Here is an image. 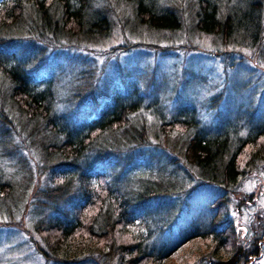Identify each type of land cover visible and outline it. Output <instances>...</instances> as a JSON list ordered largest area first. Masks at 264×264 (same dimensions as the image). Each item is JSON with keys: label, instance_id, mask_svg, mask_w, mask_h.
I'll list each match as a JSON object with an SVG mask.
<instances>
[{"label": "trees", "instance_id": "1", "mask_svg": "<svg viewBox=\"0 0 264 264\" xmlns=\"http://www.w3.org/2000/svg\"><path fill=\"white\" fill-rule=\"evenodd\" d=\"M198 39L217 50L225 68L239 70L241 59L235 53L251 50V62L264 72V0H0V210L10 214L12 207L25 202L31 208L29 217L42 218V223L33 222L46 248L36 236L32 243L46 264H163L175 251L172 247L194 239L207 243L184 264H257L264 256V211L246 222L244 236L235 218L247 208L254 212L264 191L248 193L245 201L250 199V204L234 200L245 179L254 186L264 181V125L252 138H243L239 147L233 138L202 144L198 127L176 118L177 107L157 108L149 102L162 88L157 76L160 62H180L172 70H181L185 48L200 45ZM46 41L54 43L39 59ZM171 44L173 50L155 56L157 49ZM87 45L95 47L91 56L72 51ZM140 57L144 64L137 61ZM36 73L47 83L45 89L39 80H29ZM172 75L161 76V83L174 80ZM191 77L177 81L174 97L191 98L184 96L187 85L207 83L201 70ZM132 78L147 85L144 95L140 87L141 101L148 99L143 111L136 101L121 105L119 92L113 90L118 84L123 86L121 95L132 92L127 86ZM230 83L226 80L213 97V107L222 103L214 113L219 122L232 115ZM230 89L239 93L240 84ZM166 100L199 107L194 99L174 102L165 96ZM59 111L64 113L58 115ZM253 117L243 119L250 123ZM129 145L134 148L131 153ZM160 153L178 156L167 162L169 167L184 159L182 166L196 170V177L211 188L226 190L208 205L218 211L202 223L204 232L197 223L195 233L166 250L158 239L161 234L165 240L182 236L176 229L183 215L180 209L195 207V196L186 178L183 182L159 170ZM104 159L115 165L110 175L98 170ZM139 159L155 163L150 166L154 174L136 178L126 169H116ZM3 196L7 200L2 205ZM218 253L226 256L215 258Z\"/></svg>", "mask_w": 264, "mask_h": 264}, {"label": "rangeland", "instance_id": "2", "mask_svg": "<svg viewBox=\"0 0 264 264\" xmlns=\"http://www.w3.org/2000/svg\"><path fill=\"white\" fill-rule=\"evenodd\" d=\"M145 5V3H144ZM149 5V4H148ZM200 45H196L195 47H186L185 50L187 53L182 54V60L180 66H184L181 70L179 68L174 67L179 66L178 64L180 62H177L173 66V62H169L167 60H163L161 63L160 69L161 71H158L157 76L160 79L159 85H161V89L158 90L153 97L150 99V103H152V106L157 108H178L176 110V118L177 119H184L187 122L193 123L198 127V131H200V135L202 138V144L210 141H216L219 139L224 138H233V140H236L238 147L242 145V139L243 138H252L253 135L258 134V132L261 130L263 131V125H264V72H262L260 69L257 68V65L255 62H251L249 54L253 53L251 50H244L240 49L236 54L237 59H241V62L238 63L237 66H239V70L235 69L234 66L229 68L224 67L221 60H219L217 53V50L213 49L211 44H205L204 39H198ZM53 41H46L44 43L45 50L42 48L40 52L37 53V57L39 59H42L46 53L51 48ZM173 47V46H172ZM163 47V49H157V53L155 56L161 55V52H165L167 50H173V48ZM95 47L93 45H87L84 47V50L80 51H73L75 55L78 54H85V56H91L93 49ZM169 48V49H167ZM198 51V52H196ZM184 52V51H183ZM188 52H191L192 55L189 57ZM63 52L62 54H64ZM56 55V54H54ZM243 55L245 58H243ZM61 56V55H60ZM138 62H141V64H144L143 58H138ZM150 61H153V58L150 59ZM95 65L97 64L98 60L92 61ZM223 69L227 70V72H224ZM198 70H201L202 74L204 75V82H207L205 84H200L197 87H193L192 85H187V89L184 92L185 97H191L187 99H194L196 105L189 104V103H172L171 100L165 101V96L172 98L174 102L176 100H187V99H181L178 96L174 97V91L179 86V83L177 81L182 80H193L191 77L193 73H196ZM187 72L189 74H187ZM173 74L174 80L161 83V76H164V74ZM39 74L32 75V77H28L29 80L38 81L41 83V87H43L44 84L47 85L44 79L39 78ZM186 76V77H184ZM190 76V77H189ZM177 78V80H176ZM226 80L231 82L228 86L227 92L229 96V110L231 109L232 115L229 117L226 116V118L222 121H218V118H214V113L218 110H221V100L219 101V105L217 107H213L214 104L212 103L214 100L215 94L218 92H215V90L218 89L219 86H221ZM240 84V92L237 93L235 91H232L230 88H232L235 85ZM145 85V88L147 89L146 83H141L138 80H134V78L127 81V86L131 89L132 92L121 95L120 92H122L121 88L123 86H120L118 84H115V87H113L114 92H119V96L121 97V102L128 103V101L135 103H138L141 107V111L144 110L145 105L148 103V99H144L141 101L140 99V87L142 91V95H144V92L146 93V89L143 87ZM45 89V88H44ZM159 89V88H158ZM155 89H153L154 91ZM139 92V93H138ZM160 93V94H159ZM160 95V97L158 95ZM220 96V95H219ZM218 98V97H217ZM222 99V98H221ZM209 100V101H208ZM165 101V103H163ZM170 102L172 103L173 107H171ZM122 103V105H123ZM124 104V105H125ZM128 105V104H127ZM133 105V104H131ZM168 105V106H166ZM121 107V106H120ZM119 108L121 113H124V108L121 110ZM251 107L253 108V111L251 110ZM212 108V109H210ZM216 108V109H215ZM64 113V111H59L58 115ZM120 113V114H121ZM254 116L252 121L250 123H247L243 118ZM130 117H133V114H129ZM168 118H171L172 116L167 115ZM176 119V120H177ZM167 120V119H166ZM168 121V120H167ZM93 124L90 123V127H92ZM206 127L205 130H202V127ZM263 128V129H262ZM120 131H124L123 128H120ZM47 132V131H46ZM45 133V132H44ZM82 134V133H81ZM81 135H79L80 137ZM78 137V138H79ZM184 137V136H183ZM97 138V136L93 137ZM183 141H187L186 137L183 138ZM206 141V142H205ZM16 143V142H15ZM171 145V144H170ZM172 146V145H171ZM167 146L161 147V150H166ZM237 147V148H238ZM128 152L131 153V151H134V148L132 149L131 145L128 146ZM148 151H151L149 147H146ZM154 150H158L153 148ZM171 150V148H169ZM159 151V150H158ZM123 156V155H121ZM147 157V156H146ZM129 161V157H126ZM178 158L177 155H174L173 153L163 154L160 153L158 159L160 160L159 170L166 171L164 174L168 176V174L172 175L173 177L177 178L178 180H182L183 182L187 179L186 184L188 187H191L194 185V205L195 207L189 208V206H182L180 209V212L183 214L181 217V224L176 228H180L182 230V236L180 237H172L168 240H165L164 234H161V240L158 239V241H161L163 248L166 250L170 247H172V244L174 245L175 242L180 243L178 240L181 239L183 236L188 235V233L192 234L193 232L197 231L196 225L197 223L199 226H202V223L204 222H210L209 218L211 217L210 214L214 212L217 213V208L214 206L213 209H210L208 205L214 204L215 200L223 195L226 190L223 189H214L211 188L209 184H207L206 181H204L203 178H198L195 176V171L190 166L183 167L184 159H182L178 164H175L176 167H169L168 161H172L173 159ZM124 159V158H122ZM149 159V157H148ZM131 161V160H130ZM135 161H132V164L129 167L121 166L119 168H116L118 170L126 169L128 172L126 174L132 173L136 178L140 177L142 175H150L154 174L150 170V166L154 165L153 163H149L148 160L145 159H139L136 163ZM162 162V163H161ZM99 163H101L100 169L98 170H105L107 174H112L110 172V169H114L113 166L114 163L111 160H101ZM159 165V163L157 164ZM98 166V165H96ZM96 169V170H97ZM264 169V165L261 168V170ZM97 170V171H98ZM38 172V171H37ZM36 172V173H37ZM96 172V171H95ZM65 173L70 175V171L68 169H65ZM259 171L256 176H259ZM126 176V175H125ZM186 178V179H185ZM39 182V181H38ZM37 182V183H38ZM241 189L237 194L235 195V199H237L238 203L241 205L250 204L252 201L249 199L248 201L246 199L247 194L250 192H259L262 194L264 191V181H261L257 185H253L251 180L246 179L242 182L240 185ZM242 192V194H241ZM218 193H221L218 195ZM264 197V193L262 194ZM261 195V196H262ZM260 196V197H261ZM3 196L2 199V205L6 203L3 200H7ZM31 199V198H30ZM29 199V203H30ZM260 200V198H259ZM245 201V203L243 202ZM243 202V203H241ZM253 207V205H251ZM255 211L251 212L246 209V212L240 216L235 217L237 219V226L238 229L243 232V236L246 235V232L248 229L246 228L245 224L246 222H250L251 219L255 218L256 214H261L264 211V198H261L260 205L256 204ZM31 208H26L25 202L23 205L18 204V206H14L11 208L10 214H8V211H5V213H2L0 210V264H46L45 256H43L41 253L38 252V249L36 246L33 245V238L36 236L41 244V247H45V242H43V239L40 237V233L37 232L36 224L33 222V220H37L36 223H42V218L34 219L33 217H29V212ZM163 209V207L158 208V211L160 212ZM29 211V212H28ZM216 211V212H215ZM170 212V211H169ZM212 212V213H211ZM34 214L39 215L37 212H33ZM233 214V213H232ZM231 214V215H232ZM3 216H7L8 219H6ZM138 218V217H136ZM191 218L194 219V221H191ZM139 220L137 219V222ZM171 223V219L169 221ZM175 229V230H176ZM196 229V230H195ZM199 231H204V224L199 229ZM153 243H156V239L151 240ZM207 243V241L204 239H194L190 242H181L179 245H182L179 248H176L177 246L172 247L175 249L173 254H168L167 258L163 261V264H184L185 260L188 258L193 257L195 254H198L204 247V245ZM172 251V249L170 250ZM169 251V252H170ZM168 252V253H169ZM226 256V254L218 253L215 255V258H222ZM196 258V255L194 256ZM88 264H99L94 261H87ZM87 262H83L82 264H87ZM259 262V263H258ZM257 264H264V256H261L258 258V261H256ZM80 264V263H77ZM110 264H114V262H111ZM250 264V263H249Z\"/></svg>", "mask_w": 264, "mask_h": 264}, {"label": "bare ground", "instance_id": "3", "mask_svg": "<svg viewBox=\"0 0 264 264\" xmlns=\"http://www.w3.org/2000/svg\"><path fill=\"white\" fill-rule=\"evenodd\" d=\"M185 26H186V25H185ZM185 26H184V27H185ZM182 28H183V27H182ZM110 30H111V27H110ZM180 30H182V29L180 28ZM157 31H158V30H157ZM178 31H179V30H178ZM159 32H160V31H159ZM179 32H180V31H179ZM170 33H171V32H170ZM174 33H175V32H174ZM176 33H177V32H176ZM169 35H170V34H169ZM165 36H166V35H165ZM162 37H163V35H162ZM178 37H179V36H178ZM165 38H166V37H165ZM167 38H168V36H167ZM167 38H166V39H167ZM163 40H164V39H163ZM169 47H170V46H169ZM171 47H172V44H171ZM172 48H173V47H172ZM168 49H169V48H168ZM17 73H18V72H17ZM18 74H19V73H18ZM24 79H25V78H24ZM45 87H46V86H45ZM51 87H52V85H51ZM42 88H44V87H42ZM90 89H91V88H90ZM50 90H51V88H50ZM53 91H54V89H53ZM38 92H39V91H38ZM82 92H83V91H82ZM82 92H81V93H82ZM47 93H48V91H47ZM52 93H53V92H52ZM81 93H80V94H81ZM84 93H85V92H84ZM88 94H89V93H88ZM51 95H52V94H51ZM36 96L38 97V95H36ZM80 96H81V95H80ZM78 97H79V96H78ZM83 97H84V94H83ZM43 98H44V97H43ZM79 98H80V97H79ZM87 98H88V97H87ZM87 98H86V99H87ZM81 99H82V98H80V101H81ZM84 99H85V97H84ZM78 100H79V99H78ZM96 100H97V98H96ZM80 101H79V102H80ZM84 101H85V100H84ZM76 102H77V101H76ZM79 102H78V103H79ZM78 103H77V104H78ZM97 103H98V102H97ZM118 103H119V102H118ZM122 103H123V102H122ZM124 103H125V102H124ZM75 104H76V103H75ZM83 104H84V103H83ZM85 104H86V103H85ZM135 104H136V103H135ZM87 105H88V103H87ZM121 105H122V104H121ZM126 105H127V104H126ZM49 106H50V105H49ZM119 106H120V105H119ZM119 106H118V107H119ZM123 106H124V105H123ZM129 107H130V106H129ZM132 108H133V107H132ZM87 109H88V108H87ZM85 111H87V110H85ZM117 111H119V110H117ZM111 112H112V111H111ZM83 113H84V112H83ZM98 113H99V112H98ZM105 113H106V112H105ZM114 114H115V113H114ZM119 114H120V113H119ZM126 115H127V114H126ZM103 116H105V114H104ZM115 117H116V116H114V118H115ZM127 117H128V116H127ZM107 118H108V117H107ZM111 118H112V115H111ZM111 118H110V119H111ZM118 118H119V117H118ZM102 120H103V119H102ZM100 123H101V121H100ZM103 123H104V122H103ZM103 123H102V125H105L106 122H105L104 124H103ZM92 127H93V126H92ZM180 187H181V186H180ZM152 199H153V198H152ZM228 200H229V199H228ZM66 203H67V202H66ZM158 203H160V202H158ZM70 204H71V203H70ZM227 205H228V204H227ZM64 207H65V206H64ZM70 207H71V206H70ZM72 207H73V206H72ZM66 208H67V207H66ZM226 208H227V207H226ZM43 209H44V208H43ZM69 209H71V208H69ZM69 209H68V210H69ZM211 209H212V208H211ZM215 212H216V211H215ZM211 213H212V212H211ZM70 217H71V216H70ZM210 218H211V217H210ZM65 221H66V220H65ZM68 222H69V221H68ZM149 223H150V222H149ZM67 226H68V225H67ZM69 226H70V225H69ZM215 226H216V225H215ZM198 227H199V226H198ZM152 228H154V227H152ZM155 228H156V227H155ZM196 229H197V227H196ZM196 229H195V230H196ZM219 230H220V229H219ZM211 231H212V230H211ZM195 232H196V231H195ZM195 232H194V233H195ZM203 232H204V231H203ZM208 232H209V231H208ZM197 233H198V232H197ZM186 236H188V235L186 234ZM184 240H185V239H184ZM179 242H180V240H179ZM172 245H173V244H172ZM179 247H180V246H179ZM174 248H175V247H174ZM172 249H173V248H172Z\"/></svg>", "mask_w": 264, "mask_h": 264}]
</instances>
